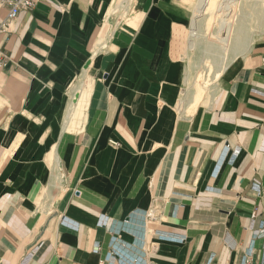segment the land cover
Instances as JSON below:
<instances>
[{
	"label": "crops",
	"instance_id": "1",
	"mask_svg": "<svg viewBox=\"0 0 264 264\" xmlns=\"http://www.w3.org/2000/svg\"><path fill=\"white\" fill-rule=\"evenodd\" d=\"M131 1L0 0V264H263L264 36L194 108L191 0Z\"/></svg>",
	"mask_w": 264,
	"mask_h": 264
},
{
	"label": "rangeland",
	"instance_id": "2",
	"mask_svg": "<svg viewBox=\"0 0 264 264\" xmlns=\"http://www.w3.org/2000/svg\"><path fill=\"white\" fill-rule=\"evenodd\" d=\"M134 1L135 0H132L130 3L132 4ZM198 1L199 0L190 1L192 10H195L198 5ZM211 1L212 5H210V12L207 14L206 19H204V23L202 24L201 28L202 38H199L200 40L196 39V43L213 45L216 52L214 54L200 55V53L196 49H189V38L192 28V22L188 27L186 35V59L189 62V68L192 75L189 81L187 93H196L194 108L197 105L201 104L204 99H210L218 84L221 73L226 69L229 63L234 60L235 57H238L248 51L249 47L256 39L264 36V0H247L246 2H244V0H241L239 2V5L238 2H236V4L231 7L232 9L228 10V12L218 11L220 5L224 3L223 0H221V2L223 1L222 3L220 2V0ZM124 2H127V0H121L116 8H112H115V11L113 13L114 16L121 18H125L127 16V8L122 7L124 6ZM112 9L110 10V14L113 12ZM258 10L262 13L263 19L260 17L257 18L258 14L256 15V12H259ZM244 16L249 17V19L245 20ZM244 21L248 29L247 35L249 36L248 40L250 41L249 47L248 49H246V51L239 54L238 56H232L230 48L231 42L235 36L234 29L236 26H238V24L244 23ZM221 25H223V27ZM228 43L229 45H227Z\"/></svg>",
	"mask_w": 264,
	"mask_h": 264
},
{
	"label": "bare ground",
	"instance_id": "3",
	"mask_svg": "<svg viewBox=\"0 0 264 264\" xmlns=\"http://www.w3.org/2000/svg\"><path fill=\"white\" fill-rule=\"evenodd\" d=\"M223 1H224V3L222 5H220V7L218 9L219 12H222V11L223 12H225V11L228 12V10H231L232 9L231 7L234 6V4H236V2H238V5H239V2L241 0H223ZM246 1L247 0H244V2H246ZM220 2H221V0H220ZM210 5H212V1L211 0H199L198 1V5H197V7L194 10L193 19H192V23H191L192 24V28H191L190 38H189L190 39V43L188 42L189 43V49H191V50L196 49L200 53V55L214 54L216 52V50H214V46L213 45L196 43V39H199V38L201 39L202 38L201 37V33H202L201 28H202V24L204 23V19H206L207 14L210 12ZM255 5H256V3H255ZM223 15H224V13H223ZM223 15H222V18H223ZM256 15H257V18L260 17V18L263 19L262 13L260 11L256 12ZM263 15H264V12H263ZM225 16H227V15H225ZM244 19L245 20L249 19V17L244 16ZM221 26L223 27V25H221ZM234 30H235V36H234V39L231 42L230 52H231L232 56H238L239 54H241L244 51H246V49H248L249 44H250V41L248 40L249 36L247 35L248 29H247V26L245 25V21H244V23L238 24V26H236ZM229 40H230V38H229ZM209 43H211V42H209ZM220 43H222V42H220ZM227 45H229V43Z\"/></svg>",
	"mask_w": 264,
	"mask_h": 264
},
{
	"label": "built area",
	"instance_id": "4",
	"mask_svg": "<svg viewBox=\"0 0 264 264\" xmlns=\"http://www.w3.org/2000/svg\"><path fill=\"white\" fill-rule=\"evenodd\" d=\"M44 1L46 0H2V3L8 8V15L2 24V30L9 31L11 23L16 20L22 12L31 11L38 3ZM114 145L118 146V144L115 143ZM260 233L264 234V227L260 230ZM114 260H116L115 255L111 253L101 264H114ZM242 264H252L250 256L245 257Z\"/></svg>",
	"mask_w": 264,
	"mask_h": 264
}]
</instances>
